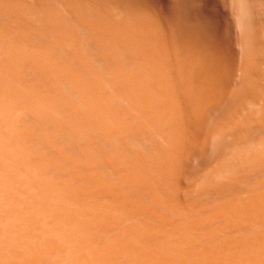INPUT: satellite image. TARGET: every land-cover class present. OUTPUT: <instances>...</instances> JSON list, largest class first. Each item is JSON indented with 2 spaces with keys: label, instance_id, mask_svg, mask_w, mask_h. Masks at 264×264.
I'll return each instance as SVG.
<instances>
[{
  "label": "bare ground",
  "instance_id": "6f19581e",
  "mask_svg": "<svg viewBox=\"0 0 264 264\" xmlns=\"http://www.w3.org/2000/svg\"><path fill=\"white\" fill-rule=\"evenodd\" d=\"M3 1L0 2V8L4 10L2 13L6 12L9 16L14 14V27L10 30L7 25L0 24V159L5 157L10 162L4 167L0 166V170L2 168L7 172L5 176L0 172V204H4L3 201L6 204L3 209L0 205V222L6 227L4 229L0 226L1 250L24 260L23 264H41L43 257L50 264H56L60 258L67 260L68 264H264V187L262 182H258L260 187L251 183L252 181L250 184L249 181L246 182L251 180L249 174L252 172L263 174L264 178V166L247 163L246 167L240 165L237 169L235 166L236 172L231 173L230 169L227 171L229 175L231 173L230 179L235 176L234 172L241 171L234 178L236 182L238 177L245 178L242 176L245 171L244 174L247 173L248 177L238 179L248 183L249 185L244 183L243 186L247 185L249 188L245 190L241 186L244 190L242 188L243 191H240L236 187L230 189L229 183L230 188L225 185L228 191L225 190L224 193L227 194L229 189L233 190L232 194H227L229 197H224L223 194L227 198L226 205L210 201L205 204L201 199L205 208L200 209L198 204L195 205L199 208L179 194L175 195L182 188L177 183L178 177L175 174L185 173L183 165H180V156L191 161L212 144L204 129V121L210 110L219 107L226 98L225 83L232 76V71L226 68L228 65L222 56L218 57L223 51L219 44L212 40L196 42L194 38L187 37L186 31L185 40L192 44L191 48H182L176 40H169L170 47L179 51L180 55V59L173 62L163 57L162 53L160 55L163 58H157V53L155 55L156 51L161 52L167 48L158 41L156 34L163 33L173 38L174 33L170 34L171 30L167 31L161 22L159 24L154 20L155 13L150 7L137 8L134 5L128 9L129 4H118L117 7L123 12L118 7L119 11L125 13L126 18L124 15V18L120 16L123 19L120 18L119 23L110 22L105 26L98 15L104 16L103 20L113 16L116 12L111 11L112 5L111 8L108 7L110 3L97 4L94 0H89V7L92 9H87L92 14L87 12L89 15L84 18V10V19H76L75 17L80 16L76 12H82L83 6L73 1L67 9L71 14L75 13V16L72 15L73 19L65 23L59 22L61 25H58L39 18L41 8L39 9L36 0L37 8L32 2L30 5L39 13L35 12L41 26H37V23L36 26H31L28 23L32 20L25 22V13H30L35 22L37 15L31 16L33 8L28 7L29 3L25 5V1L14 0L16 4L13 5V0L12 4L8 0ZM52 6L51 3L42 7L43 13L48 17L58 18L59 12L53 10ZM26 9L30 12L25 11ZM9 16L5 19L8 20ZM129 16L135 19L132 21ZM52 19L50 20L53 21ZM109 19L108 22L111 20ZM82 31L88 36L84 37L86 34H82ZM94 32L97 33V38H94ZM89 36H93L94 44L91 43L92 39H88ZM181 38L184 39L183 34ZM81 42L82 47L84 45L82 49ZM87 44L90 45L89 48H85ZM86 49L96 51L94 53L99 55L100 63L96 62L99 60H95L96 57L91 64L103 63V70L95 68V64H89L84 56L91 51L86 52ZM163 51L166 52L167 49ZM248 80L251 81L250 78ZM62 88L63 92H67L66 95L61 91ZM158 90L163 93L157 92ZM251 90L255 94L256 88L251 86L249 91ZM258 97L264 109V98ZM120 105L132 107L133 110L128 112L129 107H125L124 110L127 108L128 113L123 110L120 114ZM261 118L264 123V110ZM31 119L34 123L41 119V123H35L41 130H37L34 123L33 128L37 131L32 129L33 125L28 126L31 125ZM125 119L136 123L148 132L151 140L156 141L154 145L148 143L149 146L145 148L148 158L140 155L143 152L138 154L133 151L124 140L125 134L137 137L135 130L129 129ZM12 130L17 131V134H13ZM37 132L39 136H36ZM122 132L125 135L123 139ZM214 133L217 134V131ZM66 137L71 138L72 142ZM59 140L62 143L60 146L66 144L63 145L66 146L64 149L59 146ZM213 141L216 145L215 139ZM36 145L43 150V155L34 149L33 146ZM65 148L72 151L71 155L69 150L64 153ZM111 153L115 157L120 156V159L116 161ZM150 166L163 175L161 183L157 181L159 175L157 180L151 175ZM168 167L170 171H174L173 167L174 172H178L170 174ZM216 169L226 171L221 166L215 167ZM102 170L115 171L116 175L115 172L110 173L111 176L113 174L112 178L103 179L105 174ZM50 171L57 173V178L54 174L51 178ZM74 174L79 176L77 183L72 178ZM15 176L22 179L23 187L19 184L20 180L17 183ZM234 184L237 185L235 182ZM91 186L101 187L100 192H94ZM153 186L159 188L158 192L152 191ZM165 186L169 190L171 188L170 193H176L171 196ZM198 186L201 191L202 185ZM36 187L48 192L46 198H50V201L46 199L41 202L50 206L52 204L56 208L51 217L48 215L49 219L44 218L46 215L41 212L43 209L38 211L32 207L23 208L26 201L35 200L31 190ZM110 187L114 192H108ZM218 188L221 187L218 185ZM214 189L215 194L217 190ZM27 190L30 192L26 193ZM132 192L139 195L142 201L139 202V198V201H134L138 196H129ZM150 204L155 206V210L153 206L149 207ZM187 205L195 208L193 210L197 216L194 212L192 215L197 218L193 217L191 220L188 217L184 209ZM172 207L182 210L178 209L181 212L175 213L174 209L171 211ZM193 210L187 211L190 213ZM110 212L114 213L113 218L108 215ZM136 214L150 217V222L139 219ZM154 214L159 217L153 218ZM42 215L44 219H38L42 225L38 220L35 222L31 219L33 216L42 218ZM12 218L19 221V227L15 226L16 220L15 225L11 223ZM63 224L68 230L63 228ZM52 238L63 241L67 249L56 246L57 241L54 244ZM2 253L0 264H17L14 262L17 260L15 257L14 263L5 262L8 261V256L4 255L5 252Z\"/></svg>",
  "mask_w": 264,
  "mask_h": 264
},
{
  "label": "rangeland",
  "instance_id": "374dc122",
  "mask_svg": "<svg viewBox=\"0 0 264 264\" xmlns=\"http://www.w3.org/2000/svg\"><path fill=\"white\" fill-rule=\"evenodd\" d=\"M2 1L3 0H0V2H2ZM8 1H10V3H11L12 0H8ZM22 1L23 2L25 1L24 2L25 5L29 3V6L28 7H31V9L34 6L35 7L36 6L38 7V3H39V9L41 8V10L38 9L40 15H39L38 12L34 11V8H35L34 7L33 10H31L29 8L31 10V12L33 11L32 12L33 14L31 13L32 14L31 16L34 17L35 15H37L36 13H38L39 18H41L42 20H45L47 23H48V21H50L49 23H52V24L55 23V24H58L59 25L60 23H63L62 21H64V23H65L67 21H70L71 18L75 16L74 15L75 13L74 14H71L68 11V9H67L68 5L71 2H73V1H77V2H79L81 4V7L83 6L82 7V10H81L82 12L79 11L80 14H79V12H76V15H80V16L75 17L76 19L77 18L84 19L85 17L87 18V16L89 15L87 12H90V14H92V11H90V9L89 10L87 9V8H91L92 9V7H89V6H91L89 0H87L88 3H86L87 2L86 0H71V1L70 0H48V1L47 0H40V1L37 0L38 3L36 2V0H22ZM31 2H32V5L34 4V6L30 5ZM41 2H42V4H41ZM94 2H97V4H99V3L100 4L110 3L109 4L110 6H108L110 8H111V5H112V10L110 8L109 9L112 12H116V13H114L113 16H108V19L110 17L113 18V17L119 15L117 18H113V19L110 18L111 20L109 19L110 21L108 22V19H106V17H105V20H103L104 19V16L98 15L97 14L98 12L96 11V14L98 15V17H100V21L105 26H108V24H110V22H111V24L112 23H116V22L119 23L120 22L119 19L122 18L123 15L126 18V14L125 13H122L123 11L118 6L122 12L119 11V9L117 7L118 4L120 5L121 3L122 4L125 3L126 6L129 4L128 5V9H129L130 6L131 7L132 6L134 7V5L137 8H146V9L147 8L148 9L152 8L153 12L155 13L154 20H156L157 22H159V24L161 22L162 27L164 29H166L167 31L168 30H171L169 32L170 34H173L174 33L173 38H172L171 35H169V37H168L167 34H163V33L162 34L161 33H158L159 35L156 34V37H157L158 41H160V43L162 45H164V47L167 46V48L166 47L164 48L165 51L167 49V51H166L167 54H166V52L163 51L164 49L162 50L163 52L162 51L160 52V50H158V51L155 52V55H156V53H157V56L159 55L157 58L167 57V58H169L173 62H176L178 59H180V58H178V57H180L179 51L174 50L173 47H170V43H171L170 41L173 39V41L176 40L175 41L176 43L178 42V45L181 44L180 46L182 48H186V47H187L186 49L191 48L192 47V44L190 42H188L187 40H185L186 35L184 33L186 31H187L186 33L188 35L187 37L194 38L193 40L196 41V42H208V41L210 42L212 40L213 42L218 43L219 46L223 49V51L219 53L218 57L219 56H222L221 58H223V60L225 61V64L228 65V66H226V68L227 69H229V68L231 69V71H232V74H231L232 76L231 77L232 78L229 77V79H227V82L225 83V85H226L225 86V90L227 89V91H226L227 93L225 92L226 98L223 99L224 100V101H222L223 103H221L219 105V107L216 106L212 110H210L211 112L208 113V116H206L205 121H204V124H205L204 125V127H205L204 129L208 133V136L210 138V143H212V144H210L208 146L207 150L204 153H198L193 159H191V161L190 160L187 161V159H184V157H181L180 156V159H179V161H181L180 162V165H183L182 167L185 169V173L184 172H182V173L179 172V174H180L179 175L177 173L178 171L174 172L175 169L173 167H171L172 170H174L173 172L170 171V168H169L170 166L168 167L167 171L170 174L171 173L172 174L177 173V174H175V175H177L176 177H178V178H176L177 183H179V186L182 185L181 186L182 188L180 189V192H178L175 195H178L179 194L181 197L187 199L193 206H195V207H198L199 206L200 209H203V208H205V204H206L207 201H210L213 204H218L216 202H219V204H222L223 205L225 203V205H226L227 201H225V200H227V198H224V197H229V196H227V194L228 195L232 194L233 190H230V189H233V187H236V190H237V188L240 189V191H243L244 188H245V190H248L249 186H247V185L243 186L244 183H246L248 181H249L248 182L249 184L252 181L251 183H253V184L256 183L257 186H259V187L261 186V184L259 185L258 182L259 183L262 182V185L264 187V178L262 177L263 174H257L256 172L250 173L249 174V176H250L249 178L251 180H247L244 183H243V180L242 181L240 180L241 181L240 182L238 178H240V179H246V177H248V176H246L247 173L244 174L245 171L244 172L242 171L243 172V175L242 176H245V178H243V177L241 178V177H238V176H237L238 178L236 177L237 178L236 180L239 183H237L234 180L235 176L238 175L237 173L239 172V170H238L237 173H235L236 172V169L234 168L235 166H236L237 169L239 168L240 165L241 166L242 165L245 166V165H247V163H248V165H250V164L253 165L254 164L253 166H264V123H262V118H261L264 109L262 108V105L259 102L260 99L258 97V96L263 97V96L260 95L261 93L259 91H261L262 92V95H264V71H263L264 68L261 69L262 67H264V0H94ZM3 3H4V1H3ZM14 3H15V1L13 0V5L16 4V3L15 4ZM36 3H37V5H35ZM48 3L49 4H51V3L53 4V6H54V7L52 6V9L53 10H55V11H57L59 13L61 12V14L58 13V16L60 15L59 16L60 18L59 17L58 18H53L52 17L53 18L52 19L51 17H48L47 15H45V13H43L44 12V9L42 7H44L45 5L48 6L49 5ZM60 5H62V7ZM86 6H88V7H86ZM0 7H2V6L0 5ZM28 7H26V8H28ZM50 7H51V5H50ZM83 8H85V9H83ZM0 10H1V8H0ZM2 10H3V8H2ZM2 10L0 12V14L2 15V16L0 15L1 16L0 18H2V19H0V24H2V25L5 24V26L7 25L6 27H9L10 30H12V27H14V25H12L14 23L13 22L14 19L12 18V17H14L13 16L14 14L11 13L12 15L10 14V16H9V14L5 12L7 15H4L5 13H2ZM35 10H37V9H35ZM84 10L86 11V13H84V18H83V12H84ZM25 11L28 12L29 10L26 9ZM118 13H120L121 15L118 14ZM29 14L30 13H25L24 16L26 18L23 16L25 18V22H26V20H29L30 19L29 22L32 20L31 21L32 24L31 23H28V21H27V23L30 24L31 26H36L35 23H37V26H38V24H39V26H41V24L38 23V21H37L38 20V18H37L38 15L36 16V21L37 22H35L34 21L35 19L33 20L30 17ZM85 14H86V16H85ZM72 15H74V16H72ZM7 16L10 17V18H8V20L5 19V18H7ZM61 16H63V18ZM120 16H122V17H120ZM9 19H10V21H9ZM50 19H52L53 21H51ZM129 19L132 20V19H135V18L133 16H129ZM116 20H118V21H116ZM7 22H11V23L8 24ZM121 22H122V20H121ZM179 22H181V23H179ZM172 31H175V32H172ZM82 34H84V35L86 34V36L83 35L84 37H87L88 36L87 33H84L83 31H82ZM182 34L184 36V39H182L183 37L181 38V35ZM90 35H92V33ZM96 35H97V33L95 34V32H94L93 33L94 38H95ZM93 36H91V37L89 36L90 38H88V39H90V41L92 39L91 43L93 42V44H94L95 41H93V39H94V38H92ZM178 37H179V39H177ZM96 38H97V36H96ZM165 38H167V39H165ZM177 40H179V41H177ZM163 41H164V43H163ZM78 42H80V41H78ZM91 43H90V45H92ZM186 43H189V44H186ZM78 45H80V44L78 43ZM90 45L89 44H87V46L85 45L86 46L85 48H89ZM104 45H107V44L104 43ZM83 47H84V45H83ZM83 47H82V42H81V49ZM90 48H93V47H90ZM81 49L79 47L80 52H82ZM91 50H88V51H91ZM88 51L86 49V52H88ZM94 52H96V51L95 50L94 51H91L90 54L88 52L89 55L86 54V53H85L86 55L83 54V53H81L82 55H85L84 57L86 58V60L89 62L90 65H92L91 62L96 57H97V59H95V60H98V58H99V60L96 61V62H99L100 61L99 55L97 53L95 54ZM161 53L163 54V57H162V55H160ZM96 62L94 63L95 65L93 64L94 66H96L95 68H99V69H102L103 70L104 67L102 68V66H101L103 63L102 64H99L100 63L99 62L98 63L100 65L99 66L98 64H96ZM92 68H94V67H92ZM98 70H96V72ZM99 72H100V70H99ZM99 72H97V73H99ZM248 77L250 78L251 81L248 80L249 79ZM251 78H253V80ZM31 79H32V77L30 78V80ZM28 81H29V79L27 78V82ZM31 82L33 84L34 81L31 80ZM251 86L254 87V88H256V92H255L256 95L254 93H252V90L249 91V89H251ZM63 89L64 88H62L61 91ZM157 92H160L161 93L162 91L161 90H158ZM63 93L66 95L67 92L66 93L63 92ZM249 93H251L252 96L249 95ZM257 93H259V94L257 95ZM253 96H256V98L253 97ZM169 97L171 99H173L172 96H169ZM254 99H255V101H254ZM238 103L241 106H239ZM125 107L128 108L129 106L120 105V109H118V110H120V112L122 111L120 114H122L124 111H125L124 113H128L129 111H132L133 110V109H131L132 107L131 108L129 107L128 110H127V108L124 110ZM239 107H241V108H239ZM240 109H242V110H240ZM32 110L34 111V109H32ZM35 114L36 113H34V115ZM36 118L37 117H35V119ZM38 119H39V117H38ZM32 120L33 119H31V121ZM40 120H38V121L35 120L36 121L35 123H41V122H39ZM27 121H29V120H27ZM74 122H76V124H80L78 121H74ZM125 122L128 123V125L130 127L129 129L132 128L131 129L132 131H133V129L135 130L134 132H136L137 137H135V136H132L131 137V135L125 134L128 139L125 137L124 140H126L128 142V145L130 146V148L132 150L134 149L133 151L137 152L138 154L143 152L140 155L148 158V153H147V150L145 148H147V146H149V144H151V145L156 144V141L153 138H152L153 140H151V136L148 134V132L145 131L143 128H140L139 126H137L136 123H133L131 120H128V119H125ZM32 123H34V121L31 122V125L27 122V124H29L28 125L29 127H31L33 125ZM22 124L24 125L25 123L22 121ZM38 126L36 127V124H35V127L37 128V130L40 129V127L38 128ZM131 126H133L134 128L131 127ZM29 127H27L28 130H29ZM33 127H34V125L32 126V129H34ZM212 127H213V130L214 131L212 130ZM35 129H34V131H37ZM12 131H11V133H12ZM29 131H32V130H29ZM34 131H32V132L35 134ZM216 131H217V134L214 133ZM14 132L15 131H13V134H14ZM32 132H30V133H32ZM143 132H145V134ZM120 133L121 132H118V135ZM39 135L40 134H38V132H37L36 136H39ZM122 135H123L122 137L119 136V137H121V139H123V137L125 136L123 134V132H122ZM12 136H14V135H12ZM144 136H145V138H144ZM60 137H62V135ZM60 137H59V139H61ZM63 137H65V136H63ZM214 137H216V138H214ZM57 138H58V136H57ZM70 139L71 138H69L68 140H70ZM214 139L216 141V145H215V143L213 141ZM72 140L75 141V139H72ZM140 140H142V143L144 144V147H143V144L141 143ZM63 141L64 140L62 139V143H63ZM211 141H213V142H211ZM217 142H218V144H217ZM62 143L60 142V140L58 141L59 146ZM63 145L60 146V147H62V148L63 147H66V146H63ZM213 145H215V146H213ZM211 146H212V148H210ZM33 147H34V149L37 152H39V153H41L43 155L44 152H43V150L38 145L33 146ZM67 147L69 148L68 145H67ZM68 148L67 149L65 148L66 149L65 151L63 150L64 153L65 152L67 153V150H69ZM70 148L72 149V147H70ZM108 149H110V148H108ZM70 151L71 150H69V154L71 155ZM45 154H47V152ZM75 154L77 155V153H75ZM75 154H73L74 157L76 156ZM90 154L93 155L92 153H90ZM90 154H88V155H90ZM88 157H91L92 158V156H88ZM113 157H115V156L113 155ZM93 158H94V156H93ZM114 159L116 161H118L120 159V156L119 157H115ZM0 160H1L0 161V163H1L0 166H3L4 167V165H8L9 160L6 159L5 157H2V159H0ZM120 162H121V160H120ZM213 162H214V164L212 165ZM218 166H221V167L225 168L226 171L223 172L221 170L218 171V169L215 170V167H218ZM232 168H234V170H232ZM229 169H230L231 173H233L232 171H235L234 172L235 176H233V178H231V179H230L231 173H230V175H229V173H227V171ZM149 170H150V173H151V175L153 176V178L155 180L158 179V175H159V179L157 180L158 182L161 183L164 180L163 175L162 174H159V172L153 166H150L149 167ZM102 171H104L103 174H105L104 177H102L103 179L104 178L107 179V177L108 178H112V176H113V174L115 172V171H112V172L107 171L108 172V175H107L106 170H102ZM154 171H155L156 174L154 173ZM0 172H1L2 176H5V174L7 175V172L4 171V170H2V168H1ZM51 172H53V171H50L49 172V175L52 174L51 175V178H52V176H53L54 173H51ZM110 173H113L112 176L110 175ZM55 174H57V173H55ZM103 174H102V176H103ZM251 174L253 175V177H252ZM74 175L72 177L73 180H75L74 182H76V180L78 182L79 181V179H78L79 176L77 174L75 176ZM115 175H116V172H115ZM255 175H256V177H255ZM16 177L17 176H15V178ZM55 177L57 178L56 175H55ZM58 177H59V175H58ZM224 177H226V178H224ZM56 178L55 179L53 178V180L56 181ZM75 178H77V179H75ZM249 178H247V179H249ZM252 178H253V180H252ZM229 179H230V181H229ZM259 179H260V181H259ZM261 179H262V181H261ZM16 180H17V183L20 180L19 184L21 185V187H23L22 184H21L22 179L20 177H17ZM159 180H161V181H159ZM227 180H228V182H227ZM232 180H234V181H232ZM234 182L237 184L236 186H234L235 185ZM228 183L231 186V188H230V186H228ZM241 183H243V184L241 185ZM248 183H246V184H248ZM193 184H194V186H193ZM197 184L198 185H202V187H200L201 188V191H200L199 186ZM217 184L221 188H218V185ZM225 185L230 188L229 189V192H227L228 189L226 188ZM195 186H196V188H194ZM241 186L244 187V188L242 187L243 190H241L242 189ZM38 188L39 187H36V189L34 188L33 190H31V193L34 195L35 200L34 201H26L27 203L25 202V205H23L24 206L23 208L26 209V208L32 207V208H34V209H36L38 211H40L41 209H43V211L41 210V212H43V215H46V216H44V218L49 219L51 217V215L54 214V211L56 210V208H54V206H52V204H51V206H52L51 207L50 204L48 205L47 203L45 204L44 202L43 203L41 202V201H44V200L47 199L46 196H47L48 192H46L43 188H41V189H38ZM91 188H92V190L94 192L95 191L97 192V190L99 191L101 189V187H98V186L97 187L96 186H91ZM214 188H216L217 191L219 190L218 193H221L222 195L221 194L219 195L217 193V191H216L215 194H216V196L218 195L216 197L215 194H214V191H215ZM37 189H38L39 192L37 191ZM157 189L159 190V188H157L156 186H153L152 187V191L154 190L155 192H158ZM222 189H223V192L221 191ZM21 190L23 191L22 188H21ZM34 190H35V192H34ZM210 190H211V192H209ZM225 190H227L226 191L227 194L224 193ZM24 191H26V189ZM166 191H168L170 193L171 192V188L169 190V187L168 188L166 187ZM190 191L193 192V193L190 194L191 193ZM29 192H30V190H29ZM29 192L27 190L26 193H29ZM108 192H110V193L111 192H114V189H112L110 187V188H108ZM174 193H176V192L170 193L171 196H173ZM194 193H195V195H194ZM197 193H198L199 196L197 195ZM211 193L213 195H211ZM117 194H119V193L117 192ZM132 194H133V192H132ZM132 194L130 193L129 196H133L134 198H135V196H138L137 198H135L137 200H134V201H139V199L141 197L139 195H135V194L132 195ZM223 194H224V197H223ZM206 195H208L209 197H206ZM196 197L200 200V202H198L199 200H197ZM210 197H211V199H209ZM221 198H222V200H221ZM48 199L50 201V198H48ZM201 199L203 200L202 203L205 202V204H202L201 203ZM51 201L54 203L53 200H51ZM141 201H142V199H140L139 202H141ZM39 202L43 206L41 204H39ZM195 202H197V203H195ZM0 203H1V200H0ZM2 203H4V204H0L2 206V207L1 206L0 207L3 209V208H5L3 205H6V204H5L4 201ZM207 203H209V202H207ZM195 204L196 205L198 204V206H196ZM199 204L200 205L202 204L203 206L202 205L200 206ZM35 205L37 207L39 206V208H37ZM149 207H152L155 210V206L154 205L150 204ZM1 208H0V210H1ZM48 209L49 210H52V212L49 211ZM173 209L175 210V213L176 212H179V210H182L180 208H176L175 209V207L174 208L172 207L171 208V211ZM184 209H185V213L187 212V215H188L189 218H191V220L195 219V217L197 216L196 212L193 210L195 208L187 205V206H185ZM191 209L193 211H190V213H188V211L191 210ZM193 212H194V215H196V216L192 215ZM47 213H49V214H47ZM109 214H110V217L112 216L111 218H113L115 216V215H113L114 213H112V212L108 213V215ZM43 215H42V218H40V217L37 218V216L36 217L33 216L31 219L33 221H35V222H37L38 219L42 221V219H44L43 218ZM48 215L50 217H48ZM155 215L156 214H154L153 218L159 217L158 214H157V216H155ZM136 217H138L139 219L142 218V220H144V221L146 220V222H150V219H151L150 217H148L149 220H147L148 219L147 217H145V216H143V217L141 216L140 217V215H138V214H136ZM143 218H145V219H143ZM12 219H11V223L14 224V225L16 223L15 226L18 225V227H19V225H20V223H18L19 221H17L15 219L17 222L14 223L15 220L14 219L12 220ZM157 220H158V218H157ZM41 221H39V222H41ZM87 221L90 222L89 219H87ZM41 225H42V222H41ZM0 226L1 227H4L3 224H2V222H0ZM5 228L6 227H4V229ZM63 228H65L66 230H68V227H66L64 224H63ZM52 240H53L52 241L53 243H54V241L55 242L57 241L56 246L58 245V247L63 248V246H64L63 241H61V240H59L57 238L56 239H53L52 238ZM65 247L66 246H64V248ZM66 249H67V247H66ZM2 252H5L6 254L4 253V255L5 256L6 255L8 256V257L6 256L8 258V261H5V262H9V263L17 262V264L19 262H21L22 264L24 263V260H22V259L20 260L18 257H15V255L13 253L8 252V251H5V250L3 251L0 248V256H1V254H3ZM8 253H10V254L8 255ZM5 256H4V259L6 258ZM14 257L17 260H15ZM4 259L2 258L3 261H4ZM43 259L44 260L40 261L41 264L42 263L43 264L48 263V260L46 258L43 257ZM60 259H58L59 261L57 260V263L56 264H60L61 262H62V264H65V263L68 264L67 260H64L63 258H60ZM0 260H1V257H0ZM5 260H7V259H5ZM43 261L44 262L47 261V262L44 263ZM48 264H50V263H48Z\"/></svg>",
  "mask_w": 264,
  "mask_h": 264
}]
</instances>
